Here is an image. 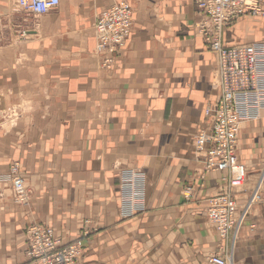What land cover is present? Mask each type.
<instances>
[{
	"label": "crops",
	"instance_id": "1",
	"mask_svg": "<svg viewBox=\"0 0 264 264\" xmlns=\"http://www.w3.org/2000/svg\"><path fill=\"white\" fill-rule=\"evenodd\" d=\"M112 1L61 0L35 17L0 0V264H38L27 254L33 223L53 227L64 243L82 240L77 264H208L230 249L206 213L227 172H205L194 147L218 98L201 14L194 0H128L131 34L105 70L94 22ZM224 42H264V15L241 17ZM237 154L248 169L236 194L242 207L262 176L264 110L240 125ZM14 160L26 204L3 179ZM124 169L146 178L144 207L130 217L119 211ZM261 190L233 264H264V178Z\"/></svg>",
	"mask_w": 264,
	"mask_h": 264
},
{
	"label": "built area",
	"instance_id": "2",
	"mask_svg": "<svg viewBox=\"0 0 264 264\" xmlns=\"http://www.w3.org/2000/svg\"><path fill=\"white\" fill-rule=\"evenodd\" d=\"M194 3L201 14L198 31L216 56L214 83L218 90L215 107L205 109L209 127L195 136L194 147L197 153L204 154L205 172H227L226 188L208 198L206 213L223 245L229 244L230 249L210 255L207 261L208 264H233V248L244 222L253 206L263 200L264 167L260 182L242 207L236 194L248 178V169L237 154L240 125L259 118L264 110V42L227 46L224 37L226 28L244 15H264V0H194ZM60 4L61 0H14L15 8L35 17L52 12ZM133 21V7L128 0H113L98 13L94 22L95 51L103 69L111 70L115 66L127 45ZM3 179L10 182L17 202H29L30 194L18 160L10 163ZM145 190L146 178L142 171L120 172L119 211L123 217L143 209ZM184 195L188 200L194 197L192 185L185 187ZM26 235L27 254L38 264H77L83 255L82 240L64 243L49 225L33 223Z\"/></svg>",
	"mask_w": 264,
	"mask_h": 264
},
{
	"label": "rangeland",
	"instance_id": "3",
	"mask_svg": "<svg viewBox=\"0 0 264 264\" xmlns=\"http://www.w3.org/2000/svg\"><path fill=\"white\" fill-rule=\"evenodd\" d=\"M11 6L12 7H15V5H14V1L12 0V2H11Z\"/></svg>",
	"mask_w": 264,
	"mask_h": 264
}]
</instances>
